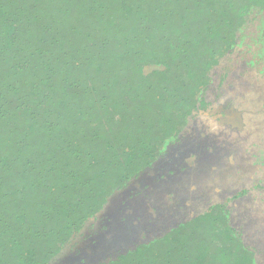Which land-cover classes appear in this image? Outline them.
<instances>
[{"label": "trees", "instance_id": "16d2710c", "mask_svg": "<svg viewBox=\"0 0 264 264\" xmlns=\"http://www.w3.org/2000/svg\"><path fill=\"white\" fill-rule=\"evenodd\" d=\"M254 8L264 0H0V264H51L149 166ZM100 264L252 263L210 211Z\"/></svg>", "mask_w": 264, "mask_h": 264}, {"label": "rangeland", "instance_id": "374dc122", "mask_svg": "<svg viewBox=\"0 0 264 264\" xmlns=\"http://www.w3.org/2000/svg\"><path fill=\"white\" fill-rule=\"evenodd\" d=\"M244 60V51L240 48L232 53L229 61L236 69L246 67L247 73L256 75L250 70L251 62L242 65ZM215 73L223 77L228 76L229 71L222 65ZM233 81L232 77L224 80L221 87L225 92L219 97V103L251 111L250 105L242 101V97L248 95L247 90L242 88L243 93H238L239 86L231 90V85L236 84ZM214 98L215 95L210 100ZM247 119L243 117L242 134L221 130L208 132L197 125L185 128L180 143L169 147L151 168L115 192L96 216L94 224L90 223L76 240L66 245L53 263L100 264L114 260L139 245L162 239L210 207L223 204L239 188L248 191L253 179L246 163L245 148L252 152V141H261L264 136L251 132L249 117ZM193 154L198 157L191 162ZM253 194L248 192L240 198L237 209L235 202L231 206L237 221H245L244 226L247 225L251 235L259 238L255 230L264 226V216H258L254 209Z\"/></svg>", "mask_w": 264, "mask_h": 264}, {"label": "flooded vegetation", "instance_id": "af4514ba", "mask_svg": "<svg viewBox=\"0 0 264 264\" xmlns=\"http://www.w3.org/2000/svg\"><path fill=\"white\" fill-rule=\"evenodd\" d=\"M250 29H252L251 34H249L250 31H248ZM245 39L248 43H246ZM240 48L243 49L245 55V60L242 65L251 62L252 64L250 66V70L252 69V71H255L256 75L254 74V76H252L247 73L248 68L246 67H240L238 68L239 70L236 69V65L232 61H229L232 53ZM222 65L229 71L228 76L226 74L223 75V77L216 75L215 70L221 69ZM153 69L160 68L150 66L146 67L144 71L149 73ZM228 77H232L234 79L233 82L236 83L234 84L232 82L233 84L231 85V90L236 89L238 86L239 89H236V92L238 93H243V90H241L242 88L247 90L248 95H244L242 97V101L244 100L245 103L250 105L252 109L251 111L248 109L243 110L234 108L231 104L222 106V104L219 103V97H221L223 92H225V89L221 86L225 79L228 80ZM207 78L208 83L197 98L196 109L191 111V113L185 118L183 126L179 127L173 133L172 137L163 145V147L157 151L154 160L150 162L149 166H146L136 176L132 177L124 186L128 185L130 181L137 178L147 169L151 168L154 163L165 155V152L169 147L180 143L182 133L185 128L197 125L198 127L206 128L208 132L221 130L225 132L230 131L235 134H242V130L244 129L243 117H246V119L249 117L250 122L248 126L251 128V132L256 135L264 136V103L262 102V99L264 98V10L260 8L253 9L251 18H249L244 26L239 30L234 46L229 48L224 55L220 57L218 64L213 66L208 72ZM214 95L215 98L210 100V98ZM232 117L234 119H232ZM262 140H258L256 142L252 141V152H249L251 149L245 148L246 151L244 154L246 155V163L249 165L248 168L251 173L250 176L253 179L252 186L249 190L245 191V189L242 190L239 188L238 192L235 191L236 193L231 195V198H227L228 200L221 204L222 206H212L208 211L200 214L203 215L210 211L219 212V214L224 217L226 226L228 227L231 236L239 244L241 253H247V255L250 256L252 264H264V238H262V236L264 237V226L261 225L258 230L253 228L260 236L259 238L251 235L250 229L247 228V225L245 224L244 226L245 221L242 223L237 221L236 212L232 207V203L235 202L237 204L235 208L237 209L239 207V202H241L238 201L240 198L246 196L248 192L254 193L252 205L258 212V216H264V138ZM196 157L198 156L195 154L191 155V162H193ZM238 173L239 170L235 173L236 176ZM120 189L114 191L110 197ZM110 197H108V199ZM97 215L98 213L92 219L88 220L80 231L74 233L69 242L62 247L61 251L65 249L66 245L76 240L78 235L82 234L86 228L90 226V223L94 224Z\"/></svg>", "mask_w": 264, "mask_h": 264}, {"label": "water", "instance_id": "95a60500", "mask_svg": "<svg viewBox=\"0 0 264 264\" xmlns=\"http://www.w3.org/2000/svg\"><path fill=\"white\" fill-rule=\"evenodd\" d=\"M98 214H99V213H98ZM139 246H140V245H139ZM137 247H138V246H137ZM137 247H136V248H137ZM136 248H134V249H136ZM132 251H133V250H132ZM59 256H60V253H59V255L53 260V262H55V260L58 259ZM114 260H115V259H114ZM53 262H52V263H53ZM105 262H108V261H105ZM52 263H51V264H52ZM102 263H103V262H102ZM53 264H54V263H53Z\"/></svg>", "mask_w": 264, "mask_h": 264}]
</instances>
